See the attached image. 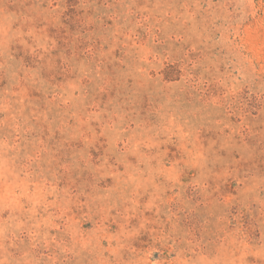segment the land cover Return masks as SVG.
<instances>
[{
    "label": "rangeland",
    "instance_id": "374dc122",
    "mask_svg": "<svg viewBox=\"0 0 264 264\" xmlns=\"http://www.w3.org/2000/svg\"><path fill=\"white\" fill-rule=\"evenodd\" d=\"M0 264H264V0H0Z\"/></svg>",
    "mask_w": 264,
    "mask_h": 264
}]
</instances>
